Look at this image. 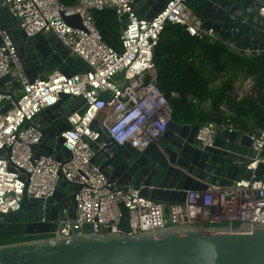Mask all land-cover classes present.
I'll use <instances>...</instances> for the list:
<instances>
[{
  "label": "built area",
  "instance_id": "1",
  "mask_svg": "<svg viewBox=\"0 0 264 264\" xmlns=\"http://www.w3.org/2000/svg\"><path fill=\"white\" fill-rule=\"evenodd\" d=\"M6 1L27 37L56 35L90 70L71 76L55 70L45 78H30L15 39L1 28L0 18V80L12 77L0 91V213L19 211L25 193L28 198L46 201L63 178L78 186L74 217L64 211L58 222L57 231L64 236L80 231L84 224H91L99 233L129 235L169 226L264 225V169L256 174L264 164V128L246 133L254 152L246 162L253 171L250 178H239L229 185L208 184L203 191L186 190L185 201L170 204L168 212L165 204L143 196L140 188L111 181L93 162L92 147L103 136L101 128L114 143L137 149L157 144L167 132L173 109L157 82L153 60L167 25H182L191 36L224 43L244 56L264 50L243 48L205 28L203 18L186 0H169L153 18L139 16L133 0H76L73 6L59 0ZM106 9H114L121 23L120 51L104 40L95 19V12ZM258 12L264 17V5ZM75 15L80 17V27L64 19ZM15 81L19 83L14 89L17 101L9 106L11 97L5 92ZM62 95L85 101L83 113L69 110L70 128L60 133L61 145L69 156L63 160L51 155L37 159L32 146L40 143L43 134L35 118L56 105ZM224 130L236 128L214 121L200 124L196 146L214 147Z\"/></svg>",
  "mask_w": 264,
  "mask_h": 264
},
{
  "label": "water",
  "instance_id": "2",
  "mask_svg": "<svg viewBox=\"0 0 264 264\" xmlns=\"http://www.w3.org/2000/svg\"><path fill=\"white\" fill-rule=\"evenodd\" d=\"M139 16L153 18L169 0H133ZM219 36L243 48L264 50V17L258 10L264 0H186ZM126 15L122 19L126 22ZM1 28L15 39L27 75L45 78L58 70L68 76L88 72L90 68L74 57L56 35L39 33L27 37L20 20L0 0ZM68 24L80 27V17L65 16ZM1 43V41H0ZM12 77L0 80L1 88ZM5 92L12 106L17 99L15 87ZM82 97L62 95L54 106L35 118L43 137L32 146L35 158L53 156L66 159L69 152L61 145L60 133L70 128L69 110L84 112ZM8 106V107H9ZM7 107V108H8ZM5 108V110L7 109ZM199 125H180L171 121L157 144L145 149L118 145L106 129L92 143L93 162L111 181L141 189V194L169 205L183 202L186 190H205L208 184L229 185L239 178H250L253 171L241 161L240 150L251 148L248 134L238 130L219 133L214 147L200 149L195 144ZM105 143L101 148L100 144ZM264 164L256 174H261ZM78 186L63 178L46 201L24 194L21 209L0 213V238L33 237L7 243L0 240V264H264V225L169 226L137 235L95 232L91 224L64 236L57 231L64 211L74 217V193ZM44 219V221H43ZM35 236V237H34ZM39 236V237H38Z\"/></svg>",
  "mask_w": 264,
  "mask_h": 264
},
{
  "label": "trees",
  "instance_id": "3",
  "mask_svg": "<svg viewBox=\"0 0 264 264\" xmlns=\"http://www.w3.org/2000/svg\"><path fill=\"white\" fill-rule=\"evenodd\" d=\"M59 1L65 6L76 3V0ZM95 19L104 40L120 51L121 23L115 10L97 11ZM153 60L157 82L173 109L172 120L180 125L214 121L235 126L236 118L243 117V104L247 103L237 95H229L233 94V79L240 75L250 76L260 89H264V52L244 56L224 43L191 36L182 25L165 27L155 46ZM220 74L224 79L222 84L212 86V80L219 79ZM230 103L234 105L231 112L227 109ZM261 126L264 128V120ZM123 225L126 226V222ZM31 238L26 236L22 240Z\"/></svg>",
  "mask_w": 264,
  "mask_h": 264
},
{
  "label": "crops",
  "instance_id": "4",
  "mask_svg": "<svg viewBox=\"0 0 264 264\" xmlns=\"http://www.w3.org/2000/svg\"><path fill=\"white\" fill-rule=\"evenodd\" d=\"M222 74L219 75V77ZM224 80V79H223ZM219 87V86H218ZM241 94L239 92L236 93V90H241ZM233 94L231 96L235 97L236 95L240 96L238 99H244L247 104H243V117L241 119L239 117L236 118V123L234 124L236 130L240 133L246 134L254 132L260 128H262L261 123L264 120V89H260L256 85V81L253 77L240 75L233 79L232 88ZM229 92V91H228ZM244 102V103H245ZM226 106V105H225ZM230 107L227 106L229 112H231L234 105L230 103ZM223 111H226L225 108H222ZM240 158L241 161L246 163L248 162L249 156L254 154L252 147H243L240 150Z\"/></svg>",
  "mask_w": 264,
  "mask_h": 264
},
{
  "label": "rangeland",
  "instance_id": "5",
  "mask_svg": "<svg viewBox=\"0 0 264 264\" xmlns=\"http://www.w3.org/2000/svg\"><path fill=\"white\" fill-rule=\"evenodd\" d=\"M222 80H223L222 76L219 77V79H213L212 80V86L217 87L218 85H221L222 84ZM242 89L243 88H241V90L239 89V91L237 89L236 93L239 92V94H241ZM22 238H24V237H12V238L11 237H4V238H0V240L4 239L7 243H10V242H16V241L22 240Z\"/></svg>",
  "mask_w": 264,
  "mask_h": 264
}]
</instances>
